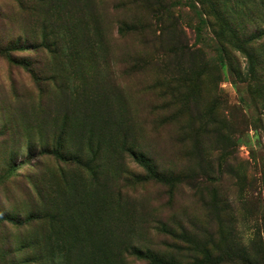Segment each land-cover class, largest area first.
I'll list each match as a JSON object with an SVG mask.
<instances>
[{
  "label": "trees",
  "instance_id": "1",
  "mask_svg": "<svg viewBox=\"0 0 264 264\" xmlns=\"http://www.w3.org/2000/svg\"><path fill=\"white\" fill-rule=\"evenodd\" d=\"M14 3L0 10V56L30 75L37 95L0 128V146L9 148L0 168V264H264V230L248 245L225 233L223 220L236 215L230 205L201 197V221L183 220L172 202L180 186L213 191L212 162L226 167L242 140L225 131L216 103L205 104L202 82L219 80L230 66L255 83L264 103V62L255 50L264 28L248 27L264 24V4L256 19L236 0H131L152 17L118 20L117 41L131 44L120 55L106 36L100 0ZM211 48L219 67L207 61ZM231 50L247 58L245 75ZM120 68L123 75L159 69L164 77L136 84L135 98L119 82ZM12 89L19 108L25 98L15 83ZM172 124L181 142L193 144L194 168L162 166L154 140ZM150 185L168 188L169 201L144 190Z\"/></svg>",
  "mask_w": 264,
  "mask_h": 264
},
{
  "label": "rangeland",
  "instance_id": "2",
  "mask_svg": "<svg viewBox=\"0 0 264 264\" xmlns=\"http://www.w3.org/2000/svg\"><path fill=\"white\" fill-rule=\"evenodd\" d=\"M100 1L103 3V7L102 9L99 8V10L104 18L103 20L106 21L105 33L110 46L114 45L113 50H118L120 55L129 54L127 51H131V44H126V42L123 44L125 39L117 41L119 39L118 20L125 18V16L138 15H141L142 18H151L152 12L145 5H141L139 8L132 6L130 4L131 0ZM153 1L156 2L157 0ZM239 2H242L239 6L240 10L252 11L256 19L263 12L264 0H236L237 4ZM120 5L125 6L126 9H114V7L119 8ZM14 6V0H0V10L4 12L12 11ZM186 9L190 11L189 8ZM185 18H191V16L188 15ZM258 26L264 28L262 22H258L253 26L251 24L248 27L252 30L254 29L253 27ZM185 28L189 36L188 41L191 44L197 42L187 23ZM135 48L136 45L133 46V52ZM255 50L261 61L264 62V38L256 43ZM231 52L234 55L236 67L245 75L249 66L247 58L236 50H231ZM206 56L207 61L213 67H219L217 64L218 54L214 48L207 49ZM124 69L120 68L117 76L127 95H130L129 91L133 94L138 89L136 84L151 85L159 82V79L164 77L163 71L159 69L148 68L142 72H132L127 68L128 74L123 75ZM224 71L225 75L223 74L219 80L207 79L202 82V96L206 100L205 104L207 106L213 103L217 104L216 114L217 117L225 120L227 126L225 131L233 132L237 137L242 134V140L239 145L233 147V155H231L226 167L218 169L217 163L212 162V169L215 174L213 181L216 183L213 191L199 189L202 186L201 184H198L196 189L189 186H180L172 202L174 201V211L183 220L197 218L201 221L205 220V210L201 209V197L209 200L214 197L213 203L220 207H226L227 204L230 205L231 213L236 215L228 222L222 219L225 233L235 232L239 241L248 245L255 237L256 229L264 230V103L262 102L263 97L255 92V83L250 80L240 79L230 66H226ZM259 75L264 80V68ZM12 83L17 86V93L25 98L20 101L21 107L19 108V101L13 92ZM2 95L4 101L0 102V128L7 120H11L12 117L9 114L17 118L20 109L28 108L30 103L28 98L36 97L37 91L30 75L25 70L12 68L0 56V96ZM133 95L135 98L139 97L136 94ZM146 99L154 101L152 96H147ZM175 107L180 109L181 104ZM165 111L170 113L172 110ZM242 113L247 116V123L245 124L242 122ZM146 131L148 132L149 130L146 128ZM143 135L145 134L143 133ZM159 135L160 138L154 140V143H156V149L159 151L163 161L162 166H165L166 169H175L176 171H185L188 168L195 167L194 162H190V158H196L197 156L195 153L192 155V152H195L194 146L189 141H180L181 134L177 124L162 128ZM14 144H16V141H12L8 146L12 148ZM8 149L7 146H0V168L4 165L7 158ZM217 155L218 152H215V160ZM24 159L25 154L21 156L19 162ZM128 165L134 171L137 169L131 161H128ZM216 173H219L218 176ZM152 188L153 186L150 185L146 186L144 190L147 191ZM142 191L140 190V192ZM151 191L154 197L161 202L166 203L169 201L170 197L166 194L168 188L159 187V189L154 188ZM1 196L4 198L3 191ZM244 215H248L247 218ZM185 255L188 256L189 254L185 252Z\"/></svg>",
  "mask_w": 264,
  "mask_h": 264
}]
</instances>
